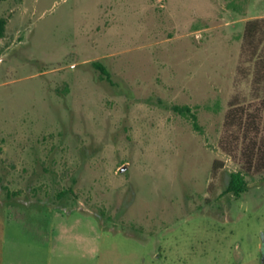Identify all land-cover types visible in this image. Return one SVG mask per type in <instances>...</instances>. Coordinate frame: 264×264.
I'll list each match as a JSON object with an SVG mask.
<instances>
[{
	"label": "rangeland",
	"instance_id": "obj_1",
	"mask_svg": "<svg viewBox=\"0 0 264 264\" xmlns=\"http://www.w3.org/2000/svg\"><path fill=\"white\" fill-rule=\"evenodd\" d=\"M0 16V264H264V169L226 192L244 160L225 124L264 99L242 59L264 0H2Z\"/></svg>",
	"mask_w": 264,
	"mask_h": 264
},
{
	"label": "trees",
	"instance_id": "obj_2",
	"mask_svg": "<svg viewBox=\"0 0 264 264\" xmlns=\"http://www.w3.org/2000/svg\"><path fill=\"white\" fill-rule=\"evenodd\" d=\"M2 1V0H0ZM7 18L0 16V38L6 33ZM242 59L243 62L254 64L253 74L255 83L264 82V17L252 18L246 21L242 33ZM94 66L101 71V74L110 79V74L105 65L100 61H94ZM175 110L181 112L187 118L192 119L198 127L197 115L188 105H176ZM264 99L262 105L253 111L245 105L232 104L226 114L225 124L227 129L236 127L238 131L234 135L235 147L239 142L242 145L241 156L244 160L243 168L231 173L230 181L226 192L240 196L248 188L246 175L251 172H259L264 169ZM240 140V141H239ZM238 142V143H237ZM225 143L227 151L232 152L231 145Z\"/></svg>",
	"mask_w": 264,
	"mask_h": 264
}]
</instances>
